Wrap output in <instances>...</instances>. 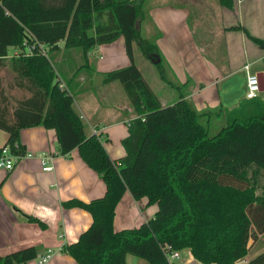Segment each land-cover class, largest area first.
<instances>
[{
	"label": "trees",
	"instance_id": "obj_1",
	"mask_svg": "<svg viewBox=\"0 0 264 264\" xmlns=\"http://www.w3.org/2000/svg\"><path fill=\"white\" fill-rule=\"evenodd\" d=\"M219 1L231 7V0ZM143 4L144 0H0V72L7 65L9 48L29 50L11 61L12 72L25 79L17 87L29 93L14 109L8 107L0 79L5 146L22 156L21 129H54L61 155L76 149L102 179L103 197L62 203L92 217L78 241L62 248L77 264H126L127 255L167 264L166 253L176 250H189L201 264H234L246 257L253 228L264 232V195L256 194L255 183L247 178L252 166L264 172V100L244 99L230 111L199 112L180 93L176 103L163 107L134 61V44L147 57L158 56L155 43L141 38ZM246 35L264 45V40ZM120 37L130 64L104 74L102 83L120 85L136 118L122 140L125 156L112 159L105 140L85 134L73 109L74 96L81 90L68 78L65 88H59L60 67L55 61L68 52L70 57L77 54L81 65L76 57L70 60L79 73L90 49ZM214 113L224 116V125L210 135ZM126 192L135 201L157 205L158 211L139 227L116 232L115 209ZM28 220L45 229L38 220ZM36 258V248L28 247L0 255V264H26ZM249 264H264V253Z\"/></svg>",
	"mask_w": 264,
	"mask_h": 264
},
{
	"label": "crops",
	"instance_id": "obj_2",
	"mask_svg": "<svg viewBox=\"0 0 264 264\" xmlns=\"http://www.w3.org/2000/svg\"><path fill=\"white\" fill-rule=\"evenodd\" d=\"M190 6L196 12L194 17ZM143 9L145 18L140 24V34L142 23L147 19L154 37L158 38V56H152L158 64L166 62V70L171 75L168 85L173 90L181 86L170 104L162 103V98L156 95L163 107L176 103L182 93L184 100L199 112L219 108L230 111L245 99L244 66L249 65L253 73L264 78V45L254 43L246 35L247 32L253 38L264 40V0H231L230 8L222 6L219 0H144ZM93 50L99 55L92 53ZM28 51L27 47L24 51L9 48L7 69L11 68L12 60L22 52L29 54ZM84 58L86 65L79 73L74 72L76 68L71 62L68 68L63 64L67 78L76 82L74 89L81 90L74 99L73 109L83 122L85 134L90 136L97 130L105 140L108 155L112 159L121 158L125 156L122 140L127 137L128 124L136 115L122 94L120 98L116 96L113 83L103 84L102 80L104 74L130 64L124 38L90 49ZM7 138L8 134L0 130V150ZM19 139L25 153L32 156L22 158L10 172L0 169V255L34 247L37 258L26 264H42L43 256H48L44 264H77L62 248L78 241L92 224V217L77 208L66 209L62 203L101 198L106 191L105 184L87 167L76 149L61 155L54 129L23 128ZM49 155L53 157L52 170L43 172L41 159ZM157 211V205L148 206L146 199L135 201L126 192L115 209L113 228L120 232L139 227ZM28 218L38 220L45 229L30 223ZM253 233L247 254L256 249L254 254L234 264H249L264 253V232L257 233L253 228ZM180 256L177 264H201L189 250H181ZM126 264L149 263L127 255Z\"/></svg>",
	"mask_w": 264,
	"mask_h": 264
},
{
	"label": "rangeland",
	"instance_id": "obj_3",
	"mask_svg": "<svg viewBox=\"0 0 264 264\" xmlns=\"http://www.w3.org/2000/svg\"><path fill=\"white\" fill-rule=\"evenodd\" d=\"M145 8H146V6H145ZM145 11H148V10L146 9ZM189 11L191 13V17H194V14L196 12L193 11V6L189 7ZM141 32H142L141 38L147 40L148 42H150L152 44L155 43V46L157 45L156 41L158 38L154 37L155 35L152 32L151 24L149 23V21L147 19H146V21H144L142 23ZM195 39H196V41H197V39H199V41H200L201 38H195ZM60 44H61V48H62L63 43H60ZM92 53H95L97 56L99 55L98 52H96V50H93ZM134 54H135V64L140 68V71H141V74H142L144 80L149 84V86L154 91V93L162 98V100H161L162 103L170 104L176 98L178 93L176 90H173V87H171L167 83L168 81L171 80V75L166 70V65H165L166 62L162 61V63L158 66L159 62L157 64H155V61H156L155 57L154 56L147 57L146 55L143 54L142 49L137 45H134ZM71 57H73V58L76 57L74 60H76L78 65L82 64V62L79 59V55L75 54V56L72 55ZM71 57L69 56V52H68V53H65V55L63 57L64 59H62V61H61V55L55 61V64L58 67H60V71L58 73L56 72L60 86L63 85L64 83H66V81H67V75L65 74L66 73L65 69H63L64 68L63 64H65V66L68 68L70 66L69 62H71V65L74 68H76V66L74 65L75 61L70 60ZM57 60L59 63L57 62ZM60 61H61V63H60ZM0 79L2 82V87L4 89V94L6 97V101L8 103V107L10 109H14L16 107L17 103L22 98H26L29 95L28 92L17 87L18 81L19 80L25 81V79H21V77H18L15 73L12 72L11 68L8 70L7 65L0 72ZM113 85H114L115 89L117 90L116 96H118L120 98V94H122L123 98H125V100L127 101L128 99H127L126 95H124L125 93H123L120 85L118 83H113ZM60 86H59L60 89L65 88V85H63V88H61ZM182 87L186 88V85L182 86ZM100 90L102 91V89H99L98 91H100ZM76 97L77 96L75 95L74 96L75 100L77 99ZM259 98L263 100L264 95H260ZM108 99H109V97H108ZM127 103H128V101H127ZM211 118H212V121H211L210 135H214L216 133V131L222 125H224V116H222V114H221L218 117L214 113V115H212ZM247 178L251 182L255 183L256 194L264 195V172L261 171L260 169L255 168L254 166H252L247 171ZM255 250L256 249L248 252V254L246 255V258H247V256L251 257L254 254Z\"/></svg>",
	"mask_w": 264,
	"mask_h": 264
},
{
	"label": "built area",
	"instance_id": "obj_4",
	"mask_svg": "<svg viewBox=\"0 0 264 264\" xmlns=\"http://www.w3.org/2000/svg\"><path fill=\"white\" fill-rule=\"evenodd\" d=\"M246 74V85H245V100H254L259 98L261 94L259 78L257 74L253 73L249 65L244 66L243 68ZM63 88V85L60 86ZM93 135L100 137L97 130H93ZM32 155H27L24 153L22 156H16L11 154L8 147H3L0 150V169L10 172L13 170L15 165L24 157H31ZM53 160L52 156H45L41 159L42 162V171L50 172L52 170L51 162ZM166 262L167 264H177L181 260L180 251H171L166 253ZM48 256H43L41 258V263L44 264L47 262Z\"/></svg>",
	"mask_w": 264,
	"mask_h": 264
},
{
	"label": "water",
	"instance_id": "obj_5",
	"mask_svg": "<svg viewBox=\"0 0 264 264\" xmlns=\"http://www.w3.org/2000/svg\"><path fill=\"white\" fill-rule=\"evenodd\" d=\"M158 62H159V61L156 60V61H155V64H157ZM258 78H259V83H260L261 93H263V92H264V78H263V75L260 74V75L258 76Z\"/></svg>",
	"mask_w": 264,
	"mask_h": 264
}]
</instances>
